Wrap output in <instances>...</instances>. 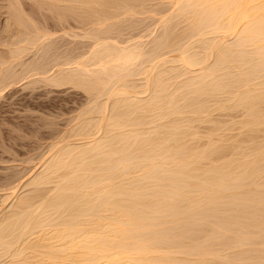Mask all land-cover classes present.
Listing matches in <instances>:
<instances>
[{
    "label": "bare ground",
    "instance_id": "obj_1",
    "mask_svg": "<svg viewBox=\"0 0 264 264\" xmlns=\"http://www.w3.org/2000/svg\"><path fill=\"white\" fill-rule=\"evenodd\" d=\"M41 1L90 20L84 34L66 29L91 43L47 68L53 31L34 23L42 34H27L11 1L8 24L27 35L0 62V96L17 77L38 76L90 99L30 172L4 186L0 264H264V0L148 4L157 13L148 41L120 38L115 24L149 0ZM36 45L44 61L13 72ZM224 111L238 119L221 122ZM204 122L213 127L201 131Z\"/></svg>",
    "mask_w": 264,
    "mask_h": 264
},
{
    "label": "rangeland",
    "instance_id": "obj_2",
    "mask_svg": "<svg viewBox=\"0 0 264 264\" xmlns=\"http://www.w3.org/2000/svg\"><path fill=\"white\" fill-rule=\"evenodd\" d=\"M11 1L14 2L15 0H0V58L2 60V61L0 60V62L3 63L4 60L6 61L8 59H9V61L12 60L11 58H8V55H9L8 51H9V48L16 47V45H13V42H15L14 41L15 37L18 38V36H21L22 34L27 35L28 33L29 34L31 33L32 35H34L32 32H30L31 29L33 32L37 31V34L41 33L42 31H45L46 29L50 31V32L48 31L49 33H51L53 31V34H54L53 36L51 35L52 37L50 36L48 38V39H52V40H48L46 38L47 41L46 40H45L46 42L43 41V42H45L46 45H49L50 48L48 46L46 47V45H42L44 43L39 44V45H41L40 48L46 47L45 48L46 52L44 49H40L36 45V46H34V48H39V49H34V48L32 49L31 47H29L31 49L29 52L24 51V53H26V54H24V55L20 54L22 57L19 55L21 58L18 57V58H20L19 59L20 61L18 63H17L18 59H16V61H14L15 60L14 59L13 60L14 62L9 67L10 69L14 70L13 72L17 71L16 73H18V71H21V69H22L21 67L24 68L25 64L30 62V60L31 61H37V59L40 57L39 55L41 54V52H43L41 50H44V52H45V53L41 54L42 57L46 56L48 59L46 57H44V60L46 59L44 61L43 58L40 57L39 61L42 59L46 63V61L48 60L47 61V68H48L49 64L53 63L51 60H54V61L56 60V58L54 59V57H57V56L59 57L60 54H63V56L60 55L61 56V57H59L60 59H62V57L63 58H67L70 56L73 57L74 54L76 56H78L77 54H81V51L87 49L86 44L91 43V42H89V41H91V39L88 40L86 38H83V37L77 36V35H75V36H77L76 38H75V36H74V38H73V36H71V35H73V33L71 34V30L73 28H74L73 32L75 31L74 34L76 32L78 35H79V33H80V35L84 34V32L82 33V30H84L83 28L87 24H88V26H86V27H88V28L90 27V22H88L90 20H87V18H86V21H85L84 19H81L82 17L80 18V15L77 16L78 14L75 16V13H73L74 11L72 9L70 11L69 10L70 8H68V9L66 8L67 5L66 6L63 5V3L64 4H68V3L63 2V3H59V5H58L56 2L55 4H57L56 6H58L59 10L58 9L54 10L55 5H54V9H52L53 6L51 8L49 6L50 3L48 1L51 2V0H47V2L49 4L48 3L46 4V2L44 3L43 1H41V2H43V4H41V5L38 3L39 0H16V2H18L16 4L20 5L19 8H18V5H16L18 8L16 10H18V13L21 14L19 16L20 17L19 19H23V20L26 19L27 21L24 20L23 21L24 23L29 22V24L25 23V25L27 27H29V28H25L29 31L26 34L27 30L25 31V29H23L24 27H26L25 25H23L24 27L21 25L19 28L18 25L16 26L14 24L13 25L10 24V26H9V24H8V21L11 20V22H12V19L14 18V17H11V14H10L11 12L9 11V10H12L11 8L9 9V7L11 5L10 4ZM19 1H20V3H19ZM160 1L159 0H155V1L149 0L150 3L147 2L145 4V6L146 5L147 6L146 7L144 6L145 7L144 8L145 13L144 14L139 13L140 14V15L138 14L139 16L135 14V20H134L133 16H131V15L129 16L128 14L127 15L125 14L126 15L125 21L127 23H125L124 20H122L123 25L121 24L122 22L120 24H119V22H116L117 17L115 18L116 20L111 19L110 20L111 23H113L112 21H115L116 23H118V24H115L117 27V30L118 29L122 30V31L116 30L117 33L114 30L112 32V35H115L113 33L118 34L120 32H124V33H121L120 38H130L131 35H132V37H138L139 34H142V35H144L141 37L142 40L148 41L149 37L151 35L149 37H147L148 35L145 36V34L147 33L146 28L147 29H148V27L152 28V26H153V25H151L152 21L154 22V19H156V17H157L156 16L157 13H154V12L158 11L162 7H163L162 9H166L169 7L168 5H167V7H166V5L165 6L160 5L163 3L165 4V2H166V1L164 2L163 0H162L163 2H160ZM152 3L155 5V8H156V4L160 3V4H158L156 10L155 9L153 10L152 8H154V7L152 6L151 10H153L154 12L150 11V8L148 7V4L151 7ZM45 5L47 7L49 6L48 8H50V9H48ZM61 6H62V10H60ZM44 7H46V8H44ZM158 7H159V9H158ZM64 8L67 9L65 12H64ZM148 9H149V11H148ZM21 10L23 11V13L21 12ZM108 10H110V8H108ZM146 10L148 12H146ZM57 11L59 12V14ZM162 11H164V10H162ZM70 12H72V13H70ZM150 12L153 14L150 15ZM15 13L16 12L13 13L14 16H16ZM55 13L60 17H61L60 14L64 13L62 16L63 20L61 21L60 19H62V18H60V17H59L60 19L57 18ZM8 14H10V15H8ZM121 14H119V15H121ZM125 15H123L122 18L119 16L118 19L119 18L123 19ZM144 15H147V16H144ZM66 16H67V18H66ZM148 16H152V17H148ZM8 17H11V18H8ZM21 17H24V18H21ZM76 17H78L79 20ZM129 17H131L130 21H128ZM144 17H147V18L144 19ZM137 18H139V20H137ZM56 19L60 20V21L58 22ZM64 20L66 21V23ZM81 20H82V23H81ZM132 22H133V24H132ZM32 23H33V26H32ZM34 23H35V26L41 30V32H38L39 30H37L38 28L37 29L35 28ZM62 23H64V24H62ZM59 24H62V25H59ZM128 24H129V26H127ZM69 25L72 27L71 30H68L71 28ZM76 25H78L77 28H76ZM125 25L127 27H125ZM146 25H147V27H146ZM60 26H63V27H60ZM91 26H93V24ZM8 27H10V28L12 27V28L9 29ZM116 27H115V29H116ZM34 28L36 30H33ZM66 28H68V29H66ZM22 29L25 31V33ZM42 29H45V30H42ZM64 29H66L67 31L66 30L64 31ZM113 29H114V27H113ZM19 30H20V32H19ZM47 30H46V32H47ZM55 30H56V33H54ZM132 30H134V31L131 32ZM149 30L150 29H148V32H149ZM16 31H17V35H16ZM22 31H23V33H22ZM63 31L66 33H68L70 31V33L65 35V34H63ZM129 31H130V33H129ZM141 31H142V33H141ZM20 33H21V35H20ZM133 33H135V34H133ZM123 34L125 37L122 36ZM38 35H40V34H38ZM128 36H130V37H128ZM19 42L21 43V41H19ZM17 43L18 42H16V44ZM20 43L18 44V46L23 45V43H21V44ZM70 49L73 52L75 51L77 54L74 52L71 55L70 53L72 51L70 52L69 51ZM78 51H80V53ZM67 52H69V55L67 54ZM66 55H67V57H66ZM34 57H36L37 59L36 58L34 59ZM58 57H57V59H58ZM22 62L24 63V66H21ZM31 63H35V62H31ZM2 66H4L3 69L6 68L8 66V62L7 63L4 62V64H0L1 70H2V68H1ZM35 77H37L39 79L38 76H35ZM35 77L31 78V79H34V80H32L33 82L36 80L35 83L31 82L32 85L28 84L27 82L29 80L26 81V79L24 80L21 78L22 80L18 81V79H20V78L17 77L16 78L17 82L15 81L16 83L14 82V84H11L10 86H8L9 87L8 89L6 88L5 91L3 90L4 92L1 93V95L3 97L0 96L1 97L0 98V191H1L0 196L3 194L2 193L4 191L3 188L4 189H5V187L8 188L10 182H12V180L14 179L13 176H15V175H13V174L21 173L22 167L24 170H26V172L28 169L31 170L33 167L32 164H34L35 162L39 161L42 157H44V155L46 154V152L49 148L48 144L51 145L50 143H52L54 141H58L59 136L62 135V133H64V130L67 128V126H69V124H70L69 122L73 121L72 117H75L74 114H76L79 109L83 108V106L86 105L85 103H88V101L90 99L89 94L87 95L86 92L84 93L82 91V89H79L78 87L71 86L70 84H68L66 86L62 85V87H57V85L54 86V85H51L47 82L45 83L44 81H43L44 82L43 83L41 80L39 81ZM37 81H39V82H37ZM25 82H26V84H24ZM87 97H89V98H87ZM82 104H83V106H82ZM232 112L229 113V111H228L229 114L226 113V111H224V113L221 112V113H219L218 119H220L221 122H223L222 120H225V121L231 120L230 122H232L233 121L232 118L235 117V120H237L238 119V118L236 119L237 116L241 117V115L239 114L240 113L239 111H237V113H236V110H235V113L233 112L234 114H239L237 116L232 114ZM216 114H217V112H216ZM223 114H225L227 116H225V115L223 116ZM230 114L232 116H228ZM213 117H214V115H213ZM217 117H218V114H217ZM223 117L226 119H224ZM229 117L230 118L232 117V118L228 119ZM214 118H216V117H214ZM217 121H219V120H217ZM230 122H224L223 123L225 125L224 127H227L226 125L227 124L229 125ZM205 123H207L208 125L212 124L211 122L201 123L202 125L200 124L201 126H199V128L200 129L204 128V130H201L203 132L208 130V128L211 129V126L208 127L207 124L205 125ZM204 125L206 126V128L202 127ZM212 127H213V124H212ZM233 130H235V129H232V131ZM229 132L230 131L228 130V133ZM236 132H237V129L234 133H231V134H235ZM46 147H47V150L45 151L44 148L46 149ZM40 154H41V156H40ZM37 159H39V160H37ZM29 160L35 161V162L32 163ZM28 161L30 163H27ZM30 165H32V166H30ZM13 166H16V167H13ZM30 167H31V169H30ZM24 170H22V173ZM23 174H25V173H23ZM18 175L19 174H17V178H18ZM26 175H28V174L26 173ZM24 177H22V178H24ZM13 183H15V182H13ZM13 183H11V184H13ZM4 184H8V185H4ZM7 190H9V189H7ZM7 190H5V191H7Z\"/></svg>",
    "mask_w": 264,
    "mask_h": 264
}]
</instances>
